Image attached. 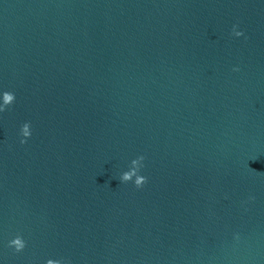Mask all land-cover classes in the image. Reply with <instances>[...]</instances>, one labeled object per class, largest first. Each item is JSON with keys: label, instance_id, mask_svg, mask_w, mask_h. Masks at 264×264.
Instances as JSON below:
<instances>
[{"label": "water", "instance_id": "1", "mask_svg": "<svg viewBox=\"0 0 264 264\" xmlns=\"http://www.w3.org/2000/svg\"><path fill=\"white\" fill-rule=\"evenodd\" d=\"M5 91L0 264H264V0H0Z\"/></svg>", "mask_w": 264, "mask_h": 264}, {"label": "clouds", "instance_id": "2", "mask_svg": "<svg viewBox=\"0 0 264 264\" xmlns=\"http://www.w3.org/2000/svg\"><path fill=\"white\" fill-rule=\"evenodd\" d=\"M232 33L236 37H240L244 35L242 31H237V25L233 26ZM233 71H239V68H234ZM15 101V95L12 92L5 91L2 94V103H0V112H4L6 108L12 105ZM31 125L30 122H25L20 129V135L22 139L20 140L21 144H25L27 139L31 136ZM145 157L143 155L138 156L136 159L131 161L130 170L125 171L119 177L120 182L126 183L129 181H133L134 178V185L137 189L142 188L147 183V177L140 174L141 169L144 167L143 161ZM249 199H254V197H249ZM8 247L13 248L15 252L19 253L23 251L26 247V241L23 239L22 236L17 235L13 239L8 242ZM46 264H69L66 262L64 258L60 259H48Z\"/></svg>", "mask_w": 264, "mask_h": 264}]
</instances>
